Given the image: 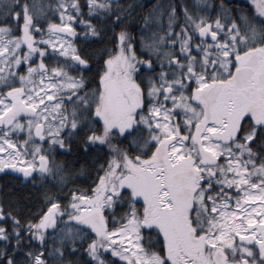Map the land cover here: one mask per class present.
Returning <instances> with one entry per match:
<instances>
[{"label":"snow or ice","instance_id":"1","mask_svg":"<svg viewBox=\"0 0 264 264\" xmlns=\"http://www.w3.org/2000/svg\"><path fill=\"white\" fill-rule=\"evenodd\" d=\"M0 174V264H264V0H0Z\"/></svg>","mask_w":264,"mask_h":264},{"label":"trees","instance_id":"2","mask_svg":"<svg viewBox=\"0 0 264 264\" xmlns=\"http://www.w3.org/2000/svg\"><path fill=\"white\" fill-rule=\"evenodd\" d=\"M127 3H137L144 4L146 0H124ZM149 3H155L156 0H147ZM179 2V0H177ZM144 14V10L140 7H136L133 9L130 17L127 18L128 23L133 25H138L142 21L140 17ZM83 30L82 28L80 29ZM119 29H109L104 35L96 39L94 38L90 43L84 45V50L88 53L93 54V57L98 56L100 54V49L110 46V41L115 31ZM134 32L135 29H132ZM78 46L82 43L79 39L76 40ZM57 160L67 161L69 162L66 166L71 167L72 171L75 173L76 179L74 183L79 186H86L87 183L91 181L90 172L94 171L88 163L89 158H85L81 153L73 152L70 154H59L57 155ZM83 165V168L81 167ZM8 190H12L14 193L13 197L5 198L4 193ZM27 196V191L23 185L16 179L15 176H6L0 174V199H13L15 198L18 201H23V199Z\"/></svg>","mask_w":264,"mask_h":264}]
</instances>
